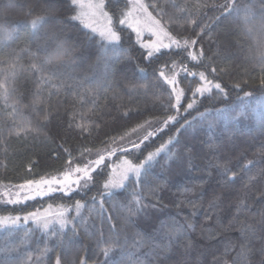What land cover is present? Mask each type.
Masks as SVG:
<instances>
[{
  "label": "trees",
  "instance_id": "16d2710c",
  "mask_svg": "<svg viewBox=\"0 0 264 264\" xmlns=\"http://www.w3.org/2000/svg\"><path fill=\"white\" fill-rule=\"evenodd\" d=\"M118 2L106 0V4L113 6ZM144 2L158 3L168 15H177L173 4L179 5L185 8V16L197 21L195 25H187L186 31L172 26L174 32L179 31L181 37L187 38H195L196 33L204 29L196 45L197 50L203 48L202 62H185L200 64L197 68L190 67L191 71H203L207 67L210 79L213 78L212 67L224 68L225 71H218L214 78L222 84L227 95L217 90L197 95L193 108L185 112L184 108L193 99L192 92L187 91L186 98L182 99L184 107L177 117L179 123L165 128L142 146V152L134 153L143 160L148 152H154L169 137H174L168 148L146 166L142 188L136 187L133 177L126 188L117 190L118 194L103 197V209L101 194L105 190L102 185L111 172L106 166L95 174V182L70 195L57 192L18 205L0 203V216H24L50 205L51 208L69 209V224L63 230L52 225L45 233L32 221L0 227V264L5 260L7 264H21L22 261L26 264L29 256L36 264V258L45 247L50 249L49 256L39 264H55L61 245L66 260L79 252L90 257L88 264H105L102 249L106 245L97 246L101 236L104 241L118 242L113 244L107 264H127L129 253L140 264H257L260 259L258 250L264 247V202L258 200L264 192V89L259 87V81L264 73L257 58V41L264 37L248 34L241 20L243 11L239 16L234 13L217 22L215 17L223 12L219 5L226 0ZM236 2L241 7L253 6L259 18V0ZM30 7L32 13L26 15ZM70 7V0L52 7H49V0H0V24L16 28L13 40L0 42V69L8 66L3 61L9 60L11 54L26 46L35 50V44L29 39L31 27L22 22L47 16L48 23L41 29V37L45 30L62 29L61 38L71 46L70 55L64 58V66L58 71L63 73L66 84L79 83L82 85L79 92L88 90L81 103L78 95L64 88L58 92L51 89L54 94L49 95V87L40 85L39 94L44 100L36 108L48 110L50 122L38 133L33 131L19 136L9 133L8 127L13 121L6 113L11 109H5L0 100V186L19 185L46 174L55 175L66 167L65 148L73 150V156H78L84 148L95 152L104 147L105 141L123 135L145 120L158 121L176 114L174 110L165 113L167 95L154 85V80L165 60L171 64L172 59L179 61L181 56L146 60L145 50L135 42V34L128 29L122 33L118 51L101 48L98 36L96 41L83 37L79 21L63 23L74 15L68 11ZM149 11L156 15L153 9ZM19 63H30L27 54ZM0 79H3L2 74ZM178 79L183 81L181 86L185 89L192 85V78L183 73ZM236 84L241 88L236 89ZM13 86L14 98H19L20 116L35 126L37 114L31 105L37 92V76L18 72ZM245 92L252 95L244 97ZM12 102L10 100L9 104ZM73 113H76V122L86 125L90 131L69 127ZM137 135L142 136L143 132ZM91 158L95 159V155ZM123 158V154L117 152L107 163L113 164ZM248 161L256 163L250 166L243 180L227 190L219 185L216 165L227 164L239 173ZM249 179L252 183H248ZM134 191L144 197L148 207L129 222L125 217ZM225 191L229 193L227 196ZM77 200L83 205L79 216L75 209ZM240 202L246 207L238 211Z\"/></svg>",
  "mask_w": 264,
  "mask_h": 264
},
{
  "label": "snow or ice",
  "instance_id": "6c2138e0",
  "mask_svg": "<svg viewBox=\"0 0 264 264\" xmlns=\"http://www.w3.org/2000/svg\"><path fill=\"white\" fill-rule=\"evenodd\" d=\"M62 2L63 0H49V7ZM70 3L71 7L68 8V11L73 12L74 15L70 16L68 20L63 21V23L68 24L69 22L79 21V30L83 33V37L89 41H96L98 35L101 48H108L114 52L118 51L117 45L122 42V33L125 29H128L132 33H135V42L145 50L146 55L144 58L146 60H152L153 58L160 60L161 57L166 55L181 56L179 61L172 59L171 64H169L168 60H165L158 74H155L154 80V85L161 88L162 93L167 95L165 113L174 110L176 114L166 115L158 121L145 120L123 135L111 138L110 141H105L104 147L96 149L95 152H93V149L84 148L78 156H73V150L65 148L64 151L68 155V160L63 171L55 175L46 174L38 180L28 179L24 183L11 186L10 188L6 187L3 192H0V203L18 205L28 200H33L37 197L42 198L57 192L70 195L73 191L95 182V174L102 167L106 166L112 169V172L109 173L108 178L105 179L102 185L105 190L101 194V208L103 209V197L118 194L117 190L126 188L127 182L133 177L136 179V187L138 189L142 188V185L145 183L143 177L147 171L146 166L168 148L174 137H169L154 152H148L143 160H140L139 156L134 155V153L142 152V146L147 141L162 133L170 125L179 123L177 117L180 108L184 107L182 99L186 98L187 91L192 92L193 99L184 108L185 112L193 108L197 95L204 96L205 94H210L213 89L219 93H224L225 96L227 95L222 84L214 78L218 71L223 73L225 71L224 68L218 70L216 67H212L211 74L213 78L210 79L207 67L203 71H191L190 67L197 68L200 67V64L185 62H202L204 56L203 48L201 47L197 50L196 45L199 43L204 29L202 28L201 32L196 33L195 38L180 36L179 31H186L187 25L197 24V21L193 20L190 16L184 15V7L173 4V7L177 9V15H168L158 3L146 4L143 0H119L116 6L111 5V3L106 4L105 0H70ZM259 3V18L257 19V13L253 6L245 4L241 7L237 4L236 0H226L224 4L219 5V8L223 12L221 16L215 17V20L218 22L223 18L232 16L234 13L239 16L241 11H243L244 14L241 20L248 34L257 33L261 37H264V0H259ZM7 6L11 7L12 5ZM149 8L156 12L155 16L149 11ZM31 13L32 8L30 7L26 15H31ZM166 16L167 19H165ZM145 19L148 22L147 25L142 24V21ZM22 23L31 27L32 31L29 33V39L31 43L35 44V50H32L31 46H26L19 52L11 54L9 60L3 61L8 66L0 69V74L3 75V79H0V100H3L5 109H11L10 112L6 113V117L13 121V124L8 127V131L10 134L15 133L17 136L21 133L33 131L38 133L45 123L50 122L51 113L46 109L40 110L36 108V105L44 100L39 94L41 90L40 85L49 87V95L54 94L51 89H55L58 92L61 88H64L66 92L78 95L81 103L85 101L86 94L88 93V90H85V92L78 91L82 88V85L79 83L66 84L63 80V73L58 71L59 68L64 66V58L68 57L71 52V46L66 44V39L61 38L60 31L62 29L60 31L45 30L41 37V29L48 23L47 16H36L31 21H24ZM173 25H176L179 31L174 32ZM145 30L152 37H155V39L143 41L141 37ZM15 34V26L0 24V42L13 40ZM41 39L42 42H39ZM24 54H27L29 57L30 63L27 65L19 63ZM257 58L260 62L261 72L264 73V38L257 41ZM18 72H29L33 76H37V92L33 96L31 105L33 111L37 114L35 126H33L31 121H27L20 116L18 108L19 98H14L13 95L15 92L13 85ZM181 73L186 77L192 78V85L188 89L181 86L183 81L178 79ZM161 81L163 82L162 84ZM259 87L264 89V75L260 78ZM235 88L240 89V84H236ZM251 95V92L244 93V97H250ZM10 100L13 101L11 104H9ZM92 103L95 104L96 101L93 100ZM81 119H83V115H81ZM68 123L70 128L74 126L81 132L90 131V128L86 125L76 122V113L72 114ZM185 123L188 122L185 121ZM139 132H143V135H137ZM133 136L136 139H133ZM117 152L122 153L124 157L118 168L107 163ZM53 155L58 154L53 153ZM93 155H95V159L91 158ZM255 163V161H248L247 164L242 166L239 173L233 171L227 164L216 165L219 185L225 190L233 188L238 181L244 179V174L250 171V166H255ZM248 183H252V179H249ZM228 194L227 191L224 192L225 196ZM132 197L127 208V216L125 217L129 222H131V218L134 215L140 214L148 207V204L144 202V197L138 191H134ZM258 200L264 202V192L260 193ZM93 201H95V197H93ZM152 206L155 207V205ZM81 207L83 205L77 200L75 209L78 216L80 215L79 210ZM245 207L246 205L243 202L237 204L238 211ZM49 208H51V205ZM67 211L68 209L61 208L60 211L54 214L56 216V223L60 225L61 230L69 223L66 216ZM50 215L52 213L48 210L41 213L37 209L36 211L28 212L23 217L0 216V227L16 226L23 219L25 223L32 221L46 233L49 228L50 220L48 217ZM74 220L75 218H73V222ZM188 227H191V225H188ZM113 228H115V225H113ZM173 230L179 231L181 229ZM73 235H76L75 231H73ZM101 243L106 245L102 251L106 257L105 264H107L109 252L112 251L113 244L118 242L104 241L101 236V239L97 241V246L99 247ZM258 251L260 259L257 261V264H264V247ZM49 252L50 249L47 247L42 249L40 255L36 258V264H39L43 258L48 257ZM89 259L90 257L87 255H80L77 252L72 256L71 260H66L65 250L61 245V251L57 253L55 264H88ZM3 264H7V260ZM21 264H25V262L22 261ZM26 264H33L31 256L28 257ZM127 264H140V262L129 253Z\"/></svg>",
  "mask_w": 264,
  "mask_h": 264
},
{
  "label": "rangeland",
  "instance_id": "374dc122",
  "mask_svg": "<svg viewBox=\"0 0 264 264\" xmlns=\"http://www.w3.org/2000/svg\"><path fill=\"white\" fill-rule=\"evenodd\" d=\"M105 2H106V0H105ZM143 2H144V0H143ZM145 3V2H144ZM147 20L145 19V20H143L142 21V24H144V25H147ZM135 34V33H134ZM98 36V35H97ZM136 36V35H135ZM99 37V36H98ZM141 39L143 40V41H148V40H151V39H155V37H152L151 36V34L147 31V30H145L144 31V33H143V35H142V37H141ZM178 70V69H177ZM213 90H215V89H213ZM121 162H122V160L121 161H118V162H114L112 165L114 166V167H119L120 165H121ZM111 172H112V169H111ZM12 186H14V185H12ZM6 187H8V188H10L11 187V185H1L0 186V192H3L4 190H5V188ZM83 188H85V187H82V188H80V189H83ZM79 189V190H80ZM76 191V190H75ZM74 192V191H73ZM29 201V200H28ZM27 202V201H26ZM62 208V207H61ZM61 208H47V209H44V210H41V213H44V211L45 210H48L50 213H52V215H50L48 218H49V220H50V223H49V227L50 226H52V225H58V226H60L58 223H56V216L54 215L56 212H58V211H60L61 210ZM64 209H66V208H64ZM68 212H69V209H68V211H67V213H66V216H67V214H68ZM21 217H23V216H21ZM67 219H68V217H67ZM19 224H25V222L23 221V219H21V221L19 222ZM18 224V225H19ZM69 224V223H68ZM67 224V225H68ZM66 225V226H67ZM17 226V225H16Z\"/></svg>",
  "mask_w": 264,
  "mask_h": 264
}]
</instances>
